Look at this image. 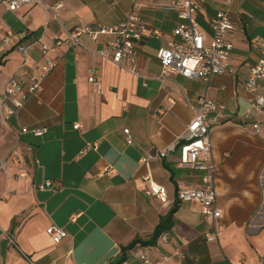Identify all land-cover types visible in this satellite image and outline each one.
I'll use <instances>...</instances> for the list:
<instances>
[{"label": "crops", "instance_id": "0c3cea01", "mask_svg": "<svg viewBox=\"0 0 264 264\" xmlns=\"http://www.w3.org/2000/svg\"><path fill=\"white\" fill-rule=\"evenodd\" d=\"M5 2L0 0V98L12 79L26 88L46 59L56 67L22 108L0 99V264H144L141 252L158 264H264V112L246 118L252 111L246 83L263 56L254 41L264 42V0H197L195 18L207 43L218 12H228L236 28L229 70L209 82L158 79V52L180 23L177 11L163 8L172 0H149L138 13L161 37L145 35L135 43L137 74L129 60L119 67L96 53L109 36L98 42L84 37V47L65 42L46 58L35 50L25 59L16 49L37 40L52 44L80 25H117L131 13L129 0H43L44 6L16 12ZM92 68L101 92L88 81ZM202 96L225 108L211 136L223 227L214 243L206 240L210 226L199 204L177 197L181 188L202 186L204 173L180 167L178 152L156 157L181 139ZM257 122L263 125L259 134ZM22 128L46 133L19 137ZM87 144L98 150L81 155ZM17 147L24 156L20 167L11 160ZM148 156L153 158L142 162ZM47 181L55 189L39 188ZM150 182L167 189L169 206L146 195ZM175 204L174 225L156 245L128 248L135 239H149ZM52 225L67 233L60 244L47 233Z\"/></svg>", "mask_w": 264, "mask_h": 264}, {"label": "built area", "instance_id": "2783aa9c", "mask_svg": "<svg viewBox=\"0 0 264 264\" xmlns=\"http://www.w3.org/2000/svg\"><path fill=\"white\" fill-rule=\"evenodd\" d=\"M129 1L131 3V13L126 20L117 25L109 27L80 25L70 31L66 30V37L54 39L52 44L37 40L26 45L16 46V49L25 59L30 52L35 50H40L46 58L50 52H54L57 47L65 42L84 47L82 42L84 37L98 42L100 38L109 36L110 39L104 48L96 53L105 59H111L119 67H124L125 60H129L132 64L130 71L137 74L135 43L145 35H151L159 39L161 34L157 30L150 29L138 14L149 0ZM225 1L231 3L233 0ZM5 4L11 12H16L28 6H44L43 0H6ZM61 7L62 4H57L56 9ZM163 8L177 11L180 23L173 31L174 39L172 42L158 52L162 65L158 79L165 81L175 75H181L194 81L209 82L216 75L226 74L229 70V60L234 48L232 37L236 30L229 13L220 11L211 20L213 37L207 43L205 35L195 18L199 9L197 0H172L170 5ZM46 11H54V9L47 6ZM4 43L10 45V38H5ZM254 44L262 47L263 56L251 68L246 83V90L252 96V111L246 115L247 119L264 112V96L260 93L262 83H264V42L256 40ZM55 67V60L46 59L44 64L39 67L38 72L32 75L30 84L26 88L22 81L16 78L12 79L6 87L5 95L0 98L1 101L10 100L15 109L22 108L28 97L42 91L44 82ZM88 81L94 85L97 92H101L102 85L97 80L95 68L89 70ZM224 109V106L209 100L206 96L199 98L195 116L187 126L181 139L159 151L156 155V157L162 159L168 157L170 153L178 152V165L180 167L204 173L202 186L181 188L177 191V197L181 202H197L199 204L200 212L210 226V231L206 234V240L209 243L217 242L223 231V227L220 225L222 211L217 205V194L214 185L215 165L211 154V136L212 130L219 123ZM253 129L259 134L263 129V125L257 122L253 125ZM124 132L128 144H134L130 131L126 129ZM29 133L43 136L46 130L31 131L28 128H22L19 137ZM97 150V144H87L80 154L87 155L91 151ZM151 158L153 156L143 158L142 162L146 163ZM11 160L19 167L23 166L24 156L20 148L14 149ZM4 168L5 164L1 163L0 169L4 170ZM19 177L25 178L26 174L21 173ZM39 188L55 189V186L53 182L47 181ZM146 195L155 196L164 206L171 204L167 189L154 182H150L149 187L146 189ZM77 216L76 214L72 215L71 221H75ZM47 233L56 244H60L67 236L64 228L56 225L48 227ZM164 240L167 241L168 238L164 237ZM177 254L180 255V253ZM139 258L144 264H158L143 252L139 254Z\"/></svg>", "mask_w": 264, "mask_h": 264}, {"label": "trees", "instance_id": "16d2710c", "mask_svg": "<svg viewBox=\"0 0 264 264\" xmlns=\"http://www.w3.org/2000/svg\"><path fill=\"white\" fill-rule=\"evenodd\" d=\"M177 207L178 205L175 204V206H173L169 213L167 214L166 217H164L159 226L157 227L156 231L149 237V239L147 240H142V239H135L134 241H132L128 248H134L137 245H141V246H154L156 245V243L158 242L159 238L167 233L169 230L172 229L173 225H174V215L177 211Z\"/></svg>", "mask_w": 264, "mask_h": 264}]
</instances>
